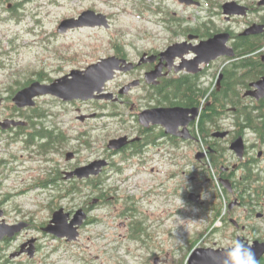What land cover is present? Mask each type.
I'll list each match as a JSON object with an SVG mask.
<instances>
[{"label": "flooded vegetation", "instance_id": "flooded-vegetation-1", "mask_svg": "<svg viewBox=\"0 0 264 264\" xmlns=\"http://www.w3.org/2000/svg\"><path fill=\"white\" fill-rule=\"evenodd\" d=\"M184 1L190 3L175 0L181 8L206 16L195 23L172 16L164 20L168 38L163 48L137 49L133 56L125 46L114 44L113 54L108 58L116 57L133 64L131 71L117 72L106 84L104 92L113 94L114 99L67 102L48 95L37 98L35 107L21 110L23 116L18 111L4 120L21 121L24 125L7 131L0 128V139L6 137L5 142L23 139L22 151L45 165L37 169L39 174L31 179L30 188L51 191L48 209L52 217L37 227L32 219H23V213L10 216L5 205L11 197L0 200V264H23L24 257L31 260L37 257L40 246L35 239V256L31 258L27 252L23 253L32 241L23 240V235L31 229H38L45 236L67 244L75 242L43 232L54 214L61 210L69 216L68 221L74 218L77 211L61 206V202L74 201L75 189H81L78 195L87 199L95 196L85 200L79 209L87 215L79 229V239L84 227L101 222L93 217L95 212L112 203V191L117 189V182L130 179L124 176L129 169L133 170L137 187L147 195L154 193L149 192L154 182H160V188L167 187L164 195L168 201L176 196L199 209L206 205L202 190H213V200H216V181L223 188L224 183L231 188V191L227 190L230 198L228 216L242 211L249 221H264V98L250 95L258 91L254 85L264 78V32L244 35L254 26L264 27V0ZM11 2L0 0V8H13V13L23 9V0L15 5ZM232 2L245 8V14L225 16L223 6ZM105 16L112 24L110 17ZM84 29L91 28L69 30L63 35ZM223 33L230 35L227 46L234 51L233 56L208 61L196 52L202 43ZM252 49L257 51L249 52ZM149 74H157V77H148ZM121 77L124 81L111 88ZM37 81L45 85L54 82L48 78ZM131 84L135 86L121 94ZM44 98L52 100V105L57 106L53 107L56 111L41 107L40 101ZM86 104L92 106L88 114L71 117L75 109L80 112L76 106ZM158 109H180L176 120L179 125L171 127L174 133H169L165 125L141 120L143 113ZM74 121L82 126L75 127ZM255 123L258 125L253 126ZM121 138H127V145L120 150H111L110 142ZM241 138L245 144L243 159L232 150L234 142ZM6 153V149L0 148V186L7 179L4 172L9 162ZM102 162L106 164L101 165ZM90 167L89 176L81 178L76 174ZM161 171L166 173L164 179L155 177ZM240 187L246 189L243 200L238 196ZM190 195L199 196V202L191 201ZM145 197L125 198L119 216H135L138 213L136 203ZM233 203L236 205L230 209ZM229 222L247 235H256L261 230L251 223L245 225L233 219ZM23 224L27 226L24 229ZM239 238L250 244L264 242V237L252 242L241 236L236 240ZM194 243L192 241L191 246ZM195 245V248L205 247V242L201 240ZM263 260L264 257L260 263Z\"/></svg>", "mask_w": 264, "mask_h": 264}, {"label": "rangeland", "instance_id": "rangeland-1", "mask_svg": "<svg viewBox=\"0 0 264 264\" xmlns=\"http://www.w3.org/2000/svg\"><path fill=\"white\" fill-rule=\"evenodd\" d=\"M21 1L12 0L11 3L15 5ZM12 11L13 8L10 10L7 6L0 8V122L15 114L13 98L28 80L36 82L40 76H45L56 81L74 70H85L111 56L114 44L125 46L133 56L137 49L163 48L168 38L162 23L164 20L173 17L195 23L206 16L202 12L181 8L175 0H33L23 4V9ZM86 11L109 16L112 26L108 29H84L67 35L58 33V27L64 20L77 18ZM123 81V77L119 78L111 88ZM10 88L17 93L13 94ZM52 104L50 98L40 101L41 107L56 111L54 108L57 106ZM76 107L80 112L75 109L71 117L88 114L92 106ZM74 123L77 128L82 126L79 122ZM5 139L1 137L0 148L6 149L5 157L9 162L4 171L7 179L0 186V200L11 197L5 205L10 216L23 213V219H32L35 226L41 227L52 217L48 209L52 201L51 191L31 189L30 186L31 179L39 174L37 169L44 164L22 151V140L5 142ZM165 174L161 171L155 177L164 179ZM124 176L130 179L116 183L117 189L110 196L112 203L95 212L93 217L101 222L84 227L75 242L67 244L45 236L38 229L28 230L23 240L35 239L36 243L38 240L40 251L34 260L24 257L23 264H155L156 259L161 260L159 264H189L186 257L190 243L202 233H205L202 238L205 247L216 249L231 247L238 236L250 242L264 237V221H249L242 211L230 219L256 225L261 229L260 233L247 235L221 221L212 226L214 213L210 208L213 203H219L218 199L213 200V190H202L206 205L199 209L176 196L168 201L164 195L167 187L160 188V182H154L153 188H148L154 193L147 195L137 187L131 169ZM142 197L145 198L136 203L138 213L135 216H119L125 206V198ZM88 199L76 195L74 201H63L61 206L79 211ZM221 202L225 213L227 200L222 198ZM140 222L145 229L142 235L145 244L131 238ZM214 228L220 230L214 233Z\"/></svg>", "mask_w": 264, "mask_h": 264}, {"label": "water", "instance_id": "water-1", "mask_svg": "<svg viewBox=\"0 0 264 264\" xmlns=\"http://www.w3.org/2000/svg\"><path fill=\"white\" fill-rule=\"evenodd\" d=\"M190 2L182 0V3ZM245 8L239 6L237 3H226L223 6V13L225 16L232 17L235 15H244ZM110 28L107 17L103 14H97L94 11H86L82 13L78 18L66 19L58 27V33L63 35L69 30L78 28ZM264 32V27L254 26L247 30L244 35H256ZM230 35L223 33L220 34L208 42L202 43L197 47L199 55L205 56V59L212 60L221 56H233L234 51L227 46ZM123 64V66H122ZM133 69V64L128 63L126 60H120L116 57H110L102 59L98 63L93 64L85 70H74L69 75L62 77L54 81L50 85L42 84L38 81L33 82L29 87L21 89L13 98L14 105L17 109L23 110L29 107L36 106V99L43 96H54L64 101H91V100H112L114 95L111 93H105V86L111 82L117 72H129ZM156 78V75L149 74L148 77ZM135 84H131L125 87L121 94H126ZM258 91L251 93L257 99L264 98V78L262 81L254 85ZM1 104V101H0ZM180 109H158L154 111H147L141 115V120L144 123H150L151 121L157 124H162L168 127L169 133H174L171 129L177 124V116ZM196 115L195 111H191ZM24 123L21 121L6 120L0 123V128L3 131L10 130L12 127L17 128L23 126ZM186 126V123H182ZM127 138H121L112 140L109 144L111 150H120L127 145ZM232 150L237 154L239 159L244 158L245 144L243 139H239L232 145ZM101 165L106 163L102 162ZM90 168L81 169L78 174L81 178L90 175ZM226 190L231 191V188L223 183ZM191 201L199 202V196L190 195ZM236 204H231L230 209ZM1 216V213H0ZM87 219V215L83 210L76 212L74 218L71 221L69 216L65 215L63 210L54 214L50 224L43 229V232L54 235L59 238H67L69 241H75L79 237V229L84 225ZM27 226L23 224V229ZM244 241V239L239 238ZM245 243V242H244ZM30 248L23 250L27 252L31 258L35 256V241L32 240ZM255 253L256 264H259L264 257V242L255 241L252 244L245 243ZM209 248V247H196L189 257V264H224L225 250ZM160 259L155 260V264H159Z\"/></svg>", "mask_w": 264, "mask_h": 264}, {"label": "trees", "instance_id": "trees-1", "mask_svg": "<svg viewBox=\"0 0 264 264\" xmlns=\"http://www.w3.org/2000/svg\"><path fill=\"white\" fill-rule=\"evenodd\" d=\"M31 1H33V0H24L23 4H25L26 2H27V3H28V2H31ZM256 51H257V49H252V50L249 51V52L254 53V52H256ZM245 52H248V49L245 50ZM39 78H40L41 80H42V79H46L45 76H40ZM32 82H34V80H32V79L28 80L26 83H24V84L21 86V88H22V89L25 88V86H27L28 84H30V83H32ZM10 90L12 91L13 94L17 93V90L15 91L13 88H10ZM13 109H14V113H16V112H18V111H19V112H22L21 110H18L16 107H14ZM22 116H23V112H22ZM257 125H258L257 123L253 124V126H257ZM263 126H264V123H263ZM19 140H22V141H23V139H17V138L15 139V138H13V139H12V142H17V141H19ZM214 190L216 191L215 194H216V196H217L218 199H219V203H218V204L213 203L212 206H211V208H210V209L213 211V213H214V216H213V220H212V224H211V225L214 226V225L216 224V222L221 221V222L224 223L226 226H229V225H230L229 219H230L232 216H228V213L230 212V211H229L230 198H229V196H228V192H227V190L224 189L223 187H222V193L218 190V188H215ZM237 191H239L238 196L243 200V199H244V194H245L246 189H245L244 187H240V188H238ZM74 192H75L76 195H78L80 192H82V190H81V189H75ZM222 194H223V195H222ZM222 198H225V199L227 200V203H228V207H226V212H225V213H224L225 208L223 207V204H222V202H221V199H222ZM252 204L257 206V203H255V202H253ZM214 229H215V230H213L214 233H216L217 231L220 230L219 228H214ZM207 230L209 231V230H210V227H209ZM144 234H145V229H144L143 226H142V222H140V225H139L137 228L135 227V229H134V231H133V233H132L131 238H133L134 240L142 241L143 243H145V240L142 239V235H144ZM204 235H205V233H202V234L200 235V237H199L198 239H196L194 245H192V246L190 247L188 255H189V254L192 252V250L195 248V246H196L195 244L202 240V238L204 237ZM188 255H187V256H188ZM263 261H264V260H263ZM259 264H264V262H261V263H259Z\"/></svg>", "mask_w": 264, "mask_h": 264}, {"label": "clouds", "instance_id": "clouds-1", "mask_svg": "<svg viewBox=\"0 0 264 264\" xmlns=\"http://www.w3.org/2000/svg\"><path fill=\"white\" fill-rule=\"evenodd\" d=\"M224 264H256L255 253L244 241L237 239L225 250Z\"/></svg>", "mask_w": 264, "mask_h": 264}, {"label": "built area", "instance_id": "built-area-1", "mask_svg": "<svg viewBox=\"0 0 264 264\" xmlns=\"http://www.w3.org/2000/svg\"><path fill=\"white\" fill-rule=\"evenodd\" d=\"M216 183H217V188H218V190L222 193V186L220 185L219 182L216 181Z\"/></svg>", "mask_w": 264, "mask_h": 264}, {"label": "bare ground", "instance_id": "bare-ground-1", "mask_svg": "<svg viewBox=\"0 0 264 264\" xmlns=\"http://www.w3.org/2000/svg\"><path fill=\"white\" fill-rule=\"evenodd\" d=\"M231 114V113H230ZM190 160V159H189ZM222 169V168H221ZM111 191V190H110Z\"/></svg>", "mask_w": 264, "mask_h": 264}]
</instances>
